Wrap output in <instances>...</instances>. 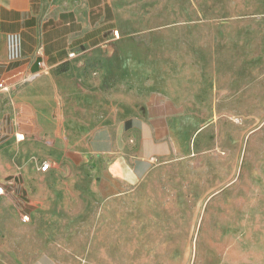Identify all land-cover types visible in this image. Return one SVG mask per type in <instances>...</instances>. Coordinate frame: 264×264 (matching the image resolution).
<instances>
[{"label": "crops", "instance_id": "1", "mask_svg": "<svg viewBox=\"0 0 264 264\" xmlns=\"http://www.w3.org/2000/svg\"><path fill=\"white\" fill-rule=\"evenodd\" d=\"M187 1L189 30H173L182 22L177 18L171 23L142 19V68L129 69L121 62L136 54L132 46L127 49L133 35L123 20L131 24L132 0H0V80L6 78L13 90L23 91L25 98L16 104L24 112H37V125L55 126L48 134L66 147L56 152L117 156L94 170L89 193L100 203H134V209L120 207L122 213L138 215L144 200L157 202L155 212L170 211L164 190L173 179L172 165L155 161L171 150L162 139L165 123L172 131L170 121L243 114L233 107L264 97V78H258L264 67L256 65L264 61V8L256 6L264 0ZM212 5L224 6L219 16L211 12ZM43 63L51 73L41 70ZM138 122L145 123L148 133L132 140L129 134ZM120 130V136L115 134ZM108 138L114 140L111 147ZM21 154L24 159L26 153ZM127 155L134 156L131 160ZM160 185L164 192L155 195ZM62 218L57 215L55 222ZM41 219L47 222V217ZM96 233L101 230L94 228ZM153 237L146 229L141 235L146 241ZM32 239L26 235L25 254L0 242V264H82L61 256L69 250L65 246L37 247L29 243ZM186 246L181 242L172 247ZM120 249L127 259L126 250ZM141 252L147 262L138 264L158 263L148 244ZM102 254L100 249V259Z\"/></svg>", "mask_w": 264, "mask_h": 264}, {"label": "rangeland", "instance_id": "2", "mask_svg": "<svg viewBox=\"0 0 264 264\" xmlns=\"http://www.w3.org/2000/svg\"><path fill=\"white\" fill-rule=\"evenodd\" d=\"M132 2L131 24L126 17L123 20L133 35L127 49L132 46L136 54L122 60L121 65L140 69L142 19L171 23L177 18L182 22L175 29L168 25L170 30L186 31L190 9L187 0ZM256 6L262 9L264 3ZM223 7L212 5L211 12L219 16ZM157 49L156 39L155 67L159 63ZM11 51L14 56L15 44ZM256 65L264 67V61ZM58 70L55 72L62 69ZM262 77L264 73L258 76ZM13 88L6 78L0 80L2 246L10 244L25 254L28 234L33 235L29 243L37 247L65 246L69 250L61 256L82 264H126L127 259V264L144 263L147 258H141V250L147 244L151 257L158 259L157 264H264V97L249 98L242 101V107H233L243 114L170 121L174 125L172 131L165 123L162 139L171 150L155 161L171 163L169 175L173 179L168 180L166 190L160 185L153 192H169L170 211L155 212L159 208L157 202L144 200L141 213L133 216L119 209H134V203L125 204L126 207L117 200L100 203L89 193L94 170L101 164L107 167L117 156L68 157L65 152H56L55 149L66 147L48 134L55 126L37 125L38 113L21 110L16 102L25 98L23 91ZM133 124L138 129L129 134L130 139L148 133L144 122ZM121 133L122 130L115 134ZM106 141L111 147L114 140ZM146 147L151 153L153 147ZM20 152L26 153L24 159ZM127 156L132 160V156ZM46 164L50 167L43 171ZM57 215H62V221L55 222ZM41 216L47 217L46 223ZM145 224L147 228L143 227ZM94 228L101 234H94ZM145 229L155 237L142 240ZM181 242L187 243L186 248L172 247ZM120 248L126 250L127 259Z\"/></svg>", "mask_w": 264, "mask_h": 264}, {"label": "built area", "instance_id": "3", "mask_svg": "<svg viewBox=\"0 0 264 264\" xmlns=\"http://www.w3.org/2000/svg\"><path fill=\"white\" fill-rule=\"evenodd\" d=\"M71 54V56H73V55H75L73 52H71L70 53ZM42 65V67H41V69L43 70V72H45V73H51L50 71H51V69H50V67H48L45 63H43V64H41ZM49 165H44L43 167H42V170L43 171H47L48 169H49Z\"/></svg>", "mask_w": 264, "mask_h": 264}]
</instances>
